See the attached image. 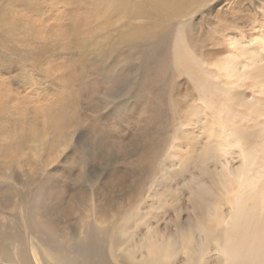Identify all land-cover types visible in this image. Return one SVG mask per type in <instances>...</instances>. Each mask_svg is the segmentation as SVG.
<instances>
[{"label": "rangeland", "instance_id": "obj_1", "mask_svg": "<svg viewBox=\"0 0 264 264\" xmlns=\"http://www.w3.org/2000/svg\"><path fill=\"white\" fill-rule=\"evenodd\" d=\"M200 1L166 20L118 0H0V264H44L35 248L119 261L118 231L139 244L195 220L202 174L219 195L245 152L261 170L264 85L246 66L264 60V0Z\"/></svg>", "mask_w": 264, "mask_h": 264}, {"label": "bare ground", "instance_id": "obj_2", "mask_svg": "<svg viewBox=\"0 0 264 264\" xmlns=\"http://www.w3.org/2000/svg\"><path fill=\"white\" fill-rule=\"evenodd\" d=\"M188 1L118 0V3L130 10L131 14L135 11L143 15L150 12L153 16L175 20L185 12ZM146 4L151 5L154 12L144 9ZM73 29L74 35L78 36L77 27ZM157 29L154 25L148 29H131L126 36L119 38V41H137L151 36ZM184 60L190 61L186 53ZM225 67L228 70L231 69L229 64ZM246 67L252 70L249 75H256L260 78V83L264 85V60L252 59ZM261 137L264 141L263 134ZM255 156L253 152H245L242 155V164L239 169L229 172V176H234L237 180L241 179L240 182L236 183L237 180L233 181L231 177L226 178L225 173L219 178V182L214 185L215 188L216 186L221 188L219 195H214L209 191V186L201 181L196 182L197 190L193 193V197L197 199L195 206L199 211L193 214L195 220L190 221L191 223L189 222L183 229L178 230L175 235L169 237L161 233L159 228H151L148 235L136 244L132 241V233L135 231L130 226L129 229L124 228L118 231L116 241L121 239L126 244V249L122 252L123 256L119 261L114 255H109L110 263L107 261L103 263L101 258L95 260L93 249L85 248V252L78 253L79 258H82L79 264H178L179 256L184 257V264H207L206 255L212 252L218 256V261H216L220 264H264V184L261 182L264 164L259 165L261 170L254 169V166L258 165V158ZM190 204L193 206V203L190 202ZM134 220L140 222L137 226L142 224V219ZM135 221L132 220L133 223ZM35 250L44 264H63L60 260L62 258L57 256L56 249L52 251L35 248Z\"/></svg>", "mask_w": 264, "mask_h": 264}, {"label": "water", "instance_id": "obj_3", "mask_svg": "<svg viewBox=\"0 0 264 264\" xmlns=\"http://www.w3.org/2000/svg\"><path fill=\"white\" fill-rule=\"evenodd\" d=\"M206 178H207V175H204V174H202L201 175V177L198 179L199 181H201V182H206ZM196 183V182H195ZM193 191H194V189H193ZM194 193V192H193ZM197 202V201H196ZM192 222V221H191ZM190 222V223H191Z\"/></svg>", "mask_w": 264, "mask_h": 264}]
</instances>
